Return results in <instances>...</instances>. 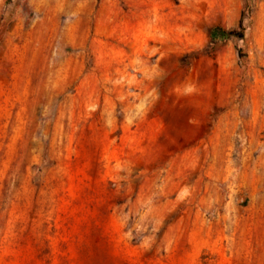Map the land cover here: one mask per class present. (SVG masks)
Masks as SVG:
<instances>
[{
    "label": "rangeland",
    "instance_id": "374dc122",
    "mask_svg": "<svg viewBox=\"0 0 264 264\" xmlns=\"http://www.w3.org/2000/svg\"><path fill=\"white\" fill-rule=\"evenodd\" d=\"M0 264H264V0H0Z\"/></svg>",
    "mask_w": 264,
    "mask_h": 264
},
{
    "label": "trees",
    "instance_id": "16d2710c",
    "mask_svg": "<svg viewBox=\"0 0 264 264\" xmlns=\"http://www.w3.org/2000/svg\"><path fill=\"white\" fill-rule=\"evenodd\" d=\"M247 1L250 2V0H247ZM209 36H210L211 41L215 42L217 40H222V39L224 40V39H227L229 37H232V34H228L225 31H223L222 29L215 28L209 32Z\"/></svg>",
    "mask_w": 264,
    "mask_h": 264
}]
</instances>
